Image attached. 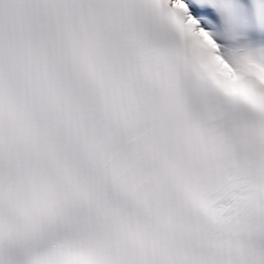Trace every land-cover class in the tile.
<instances>
[{
    "label": "snow or ice",
    "instance_id": "obj_1",
    "mask_svg": "<svg viewBox=\"0 0 264 264\" xmlns=\"http://www.w3.org/2000/svg\"><path fill=\"white\" fill-rule=\"evenodd\" d=\"M0 264H264V0H0Z\"/></svg>",
    "mask_w": 264,
    "mask_h": 264
}]
</instances>
